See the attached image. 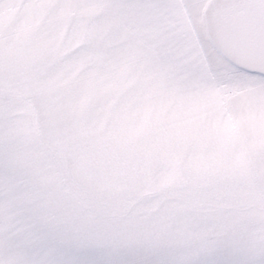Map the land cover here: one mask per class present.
Instances as JSON below:
<instances>
[{"label":"rangeland","instance_id":"obj_1","mask_svg":"<svg viewBox=\"0 0 264 264\" xmlns=\"http://www.w3.org/2000/svg\"><path fill=\"white\" fill-rule=\"evenodd\" d=\"M133 9L117 30L68 0H0V264L256 263L264 70L191 13L200 53L160 61L159 36L126 43Z\"/></svg>","mask_w":264,"mask_h":264},{"label":"crops","instance_id":"obj_2","mask_svg":"<svg viewBox=\"0 0 264 264\" xmlns=\"http://www.w3.org/2000/svg\"><path fill=\"white\" fill-rule=\"evenodd\" d=\"M231 1L233 0H68V8H84L85 15L88 17L90 13L93 19L96 17L99 18L101 15L103 20L108 21L110 17H113L116 19L117 30H119V21L121 23L120 17L126 8H134L133 15L130 17V22L132 24L130 31L131 34L133 32L134 35L132 34L133 36L131 38H126L125 41L126 43L133 42V45L141 44L148 46L145 41L136 42L135 38L138 36L136 33L137 31L140 32L139 35H141L142 32H147L148 34L159 36L160 41L158 39L152 41L154 43L152 52L149 53V49L145 51H147L148 55L162 56L160 61L166 60L170 55L177 53H179L181 57L187 55V53L190 55H197L200 53V50L195 46L192 35H188V33L192 34L187 29V17L191 13L189 17L196 21V27L199 26L202 33L204 32L205 35L207 33L206 36L216 47L215 49L226 57V59L238 66L224 53L222 48L217 45L218 43L214 38H216V35L219 33L216 30L213 33L214 38L211 36L209 30H207V17L205 18V8H215L214 12L218 13L219 8H232L230 6ZM112 11H115L114 16L109 15ZM219 19L220 14L218 16L215 15V23L219 21ZM228 21H232V18L229 17ZM199 27L197 29H199ZM202 27H205V30H203ZM102 32L100 33L101 39L103 35H106V41L99 38V41L94 44L100 46H112L116 44L122 46V44H124V40L119 39L120 36L117 37V40L113 38L108 40L110 37L109 34ZM197 32L198 31H195V33ZM148 44H150V42ZM107 51L111 50L108 49ZM242 69L249 70L244 67ZM260 233L261 239L253 240L255 248L249 254L250 256L259 254L257 256L258 259L254 260L256 263L251 264H264V230Z\"/></svg>","mask_w":264,"mask_h":264},{"label":"water","instance_id":"obj_3","mask_svg":"<svg viewBox=\"0 0 264 264\" xmlns=\"http://www.w3.org/2000/svg\"><path fill=\"white\" fill-rule=\"evenodd\" d=\"M243 0H233L230 2V6L232 8H219L218 9V13H215V8H207L206 10V14L208 17H210V21L211 24L213 26L212 29H210V34L211 36H213V33L217 30L218 31V35H216V38H214V40L218 43L217 45L222 48V50L224 51V53L234 62L240 61L241 64L245 65V63L247 64H254L257 65L261 68V70H264V36L261 38L256 39L257 40V45L260 46V54L261 56H253L250 55V50L251 49V44L248 43L247 46V50H246V46L244 47V51L248 54V56L250 58H243L241 55V53H238L239 57L235 56V52H236V44L234 42H232V44H230L229 46H223L224 41L227 40L226 38V34L229 33L230 30H232V34L235 33V29H233V24H234V20L236 19L235 16V12L233 11V8H239V4L240 2H242ZM248 9V8H246ZM233 11V12H232ZM245 12V10L243 11ZM220 14V19L219 21H217L215 23V15H219ZM207 17V19H208ZM229 17L232 18V21H228ZM236 21V20H235ZM257 24H260L261 28L264 30V20H257L256 21ZM264 33V31H263ZM233 37V36H232ZM229 43V42H227Z\"/></svg>","mask_w":264,"mask_h":264},{"label":"trees","instance_id":"obj_4","mask_svg":"<svg viewBox=\"0 0 264 264\" xmlns=\"http://www.w3.org/2000/svg\"><path fill=\"white\" fill-rule=\"evenodd\" d=\"M233 11L236 14V21L234 20L233 24L234 35L251 41L264 36V30L256 22L264 20V0H244L240 2L239 8H233Z\"/></svg>","mask_w":264,"mask_h":264}]
</instances>
